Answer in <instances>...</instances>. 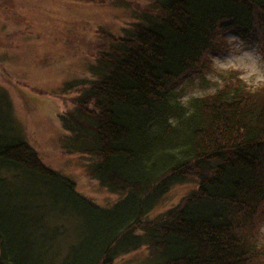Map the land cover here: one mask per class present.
<instances>
[{"label": "trees", "instance_id": "obj_1", "mask_svg": "<svg viewBox=\"0 0 264 264\" xmlns=\"http://www.w3.org/2000/svg\"><path fill=\"white\" fill-rule=\"evenodd\" d=\"M142 3L126 2L134 17L118 34L102 32L109 42L91 76L66 85L78 92L60 119L69 155L120 198L97 204L45 165L8 106L0 264H115L142 251L145 264H264V86L230 72L211 94L185 100L176 88L194 69H211L227 33L263 45L264 0ZM188 183L176 205L152 215Z\"/></svg>", "mask_w": 264, "mask_h": 264}, {"label": "rangeland", "instance_id": "obj_2", "mask_svg": "<svg viewBox=\"0 0 264 264\" xmlns=\"http://www.w3.org/2000/svg\"><path fill=\"white\" fill-rule=\"evenodd\" d=\"M119 1L0 0V112L11 106V121L45 165L71 177L81 194L102 206L120 197L88 175L84 158L69 155L60 119L74 109L70 99L78 92L65 90L66 85L90 77L99 45L109 42L100 35H116L133 21L134 11L126 2L143 4V0ZM218 50L209 56L208 72L194 69L177 84L185 100L222 89L230 72L254 89L264 86V41L261 45L254 37L227 33ZM192 186L171 189L152 215L176 205ZM257 242L264 249V221ZM146 257L137 252L115 264H145Z\"/></svg>", "mask_w": 264, "mask_h": 264}]
</instances>
